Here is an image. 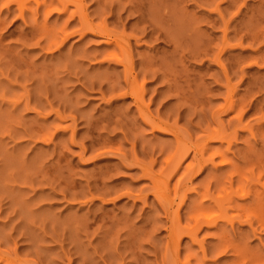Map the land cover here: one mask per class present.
<instances>
[{
	"label": "rangeland",
	"instance_id": "obj_1",
	"mask_svg": "<svg viewBox=\"0 0 264 264\" xmlns=\"http://www.w3.org/2000/svg\"><path fill=\"white\" fill-rule=\"evenodd\" d=\"M43 1L0 0V264H264V207L254 202L264 192V0H80L145 75L153 116L192 142L203 129L228 135L205 155L220 150L226 157L214 163H225L187 181L192 154L172 172L173 136L143 125L131 98L106 102L109 87L123 84L119 50L81 34L72 0L66 11ZM229 95L241 109L225 110ZM236 110H245L240 120ZM132 158L161 179L174 200L167 213ZM207 186L233 195L194 239L182 228L194 227ZM174 223L183 230L175 242Z\"/></svg>",
	"mask_w": 264,
	"mask_h": 264
},
{
	"label": "bare ground",
	"instance_id": "obj_2",
	"mask_svg": "<svg viewBox=\"0 0 264 264\" xmlns=\"http://www.w3.org/2000/svg\"><path fill=\"white\" fill-rule=\"evenodd\" d=\"M35 1V3H36V5L37 6H39V4H40V2H39V0H34ZM57 1V0H56ZM65 1V2H64ZM67 0H58V4L60 3L61 5H62V9L64 10V11H66L67 10V6L65 5V3L67 4V2L68 3H70V5H74L75 6V11L74 12H72L71 13V15H70V17L72 18V17H74V15L76 14L77 15V17H78V23H79V27L81 28V30H82V33L81 34H83L85 31L86 32H91V33H95V35H100V36H102V37H104L105 38V41L108 43V44H112V45H114V48L115 49H117V50H115V51H118L120 54H118V53H113V55L112 56H114L115 55V58L114 57H112L113 58V60L115 59V61L117 60L122 66H123V72H124V74H123V79H122V82H123V84H122V86L121 85H117V84H115V85H111L110 87H109V89H110V91H112L111 93H110V96H109V98H105L106 96V92H103L102 91V89H101V87H100V89H99V93H100V95H101V98L102 99H106V102H108L109 104H111L112 102H114V101H116V100H118V99H125V98H131L132 99V101H133V105L135 106V108H136V111H137V113H138V115H139V117H140V119H141V122H142V124L143 125H145V126H148L150 129H151V131L152 132H155V131H158V132H161V133H168V134H171L172 136H173V139H174V143H175V148H174V153L172 154V156H170L169 157V159L167 160V161H165V163L167 164H165V166H168V168H172L171 170H172V172H175V171H177V169L180 167V165H181V163H182V161L184 160V159H187L191 154V163H189L187 166H186V168H185V172H183L184 174H185V176L184 177H182L185 181H187V178H189L190 180L195 176V175H197V174H199L200 172H202L203 171V169L204 168H206V166H207V164L209 165H211L212 166V168L214 169V170H217L218 169V165H221V164H224L225 163V161L223 162V160H221V162H219L218 164H216V163H214V158L215 157H221L222 159H224L225 157H226V154H224L222 151H220V150H218V151H216V152H214V153H212V154H210L209 156H205L206 155V153H207V151L209 150V143H213V142H219L220 144H222L224 141H226L228 144L230 143L229 142V139H228V135L223 131V130H221V129H217V130H209V129H203V130H201L202 132H204V134H202V136L200 137V138H198V140L197 141H195V142H192L191 141V139H190V137H188V139H187V136L185 137V135L177 128V126L176 125H169L168 124V122L166 121V122H164V120H162L161 121V119H159L158 117H159V115L157 116V117H155L156 115L154 114V116H153V112L151 113V111H149L148 110V105H146V103H144V95H145V81H147V80H145V75L143 76V78H140V79H138V73L136 74L135 73V71H134V66H133V62L131 61V58H130V55H129V53L127 52L128 50L127 49H125V47L122 45V41H121V39L119 38V37H116V35H114L112 32H110L109 30H107L106 28L107 27H105V26H94L93 24H92V22L89 20V18H88V16H87V14L84 12V10H83V8H82V5H81V3H80V0H72L71 2H72V4H71V2L70 1H67ZM43 2H46L45 0L43 1ZM63 4H62V3ZM42 3V2H41ZM54 3V2H53ZM52 3V0L50 1V4L52 5V6H54V5H56L55 3L53 4ZM57 4V5H58ZM59 4V5H60ZM56 5V6H57ZM20 9H22V7L20 8ZM53 9L54 10H58L59 8L58 7H53ZM46 11H47V9H46ZM8 12V11H7ZM50 12V11H49ZM19 18H21V19H24V13H23V11L21 10L20 11V15H19ZM73 19V18H72ZM80 30V31H81ZM69 37V35H65L64 36V38L63 39H61V41H60V44L59 45H57L56 46V49H59V47L61 46V44L65 41V39H67ZM114 37V38H113ZM226 43V39L224 38V40H223V44H225ZM49 46H53V45H55L56 43H55V40H52V41H50L49 43ZM37 45H39V42L37 43ZM113 51V50H112ZM111 54V53H110ZM119 55L120 56H122L120 59L119 58H117L116 59V57L118 56L119 57ZM109 56H111V55H108V58L110 59V57ZM262 57H264V55H262ZM218 58V57H217ZM112 60V59H111ZM147 79V78H146ZM140 80V81H139ZM227 80V79H226ZM119 87H121V88H119ZM116 88H119V90H117V91H115L116 90ZM109 89H108V91H109ZM168 89H169V87L167 88V91H168ZM227 89V88H226ZM230 89H231V86H230ZM174 90V89H173ZM170 91V90H169ZM231 91V90H230ZM231 94V93H230ZM175 96V95H174ZM227 96H228V93H227ZM233 98H232V96H230L229 95V97L227 98V100H226V102H225V106H224V108H225V110H233V111H235V109H238L239 107V105H242L243 104V101L241 102V100H240V102H241V104H239L240 102H234L233 100H232ZM245 102V101H244ZM239 109H241V106H240V108ZM237 111V110H236ZM241 111H245V110H241ZM240 110H239V112L237 113V115H238V119L239 118H241L242 116L241 115H243V113L241 112ZM158 112V111H157ZM156 114H158V113H156ZM262 116H264V114H262ZM261 116V117H262ZM260 117V120L261 119H264V117H262L261 118ZM177 120V119H176ZM240 120V119H239ZM257 120V119H256ZM258 122H259V119L257 120ZM256 121V122H257ZM262 122H264V120H261ZM257 122V124H259ZM261 122V123H262ZM175 123V122H174ZM260 123V125H262ZM237 127V126H236ZM121 160H123V161H126V157H124V156H122L121 157ZM153 161V160H152ZM154 162H155V160H154ZM132 164H134V165H138V166H140L141 168H142V170H143V172L145 173V174H148V176L151 178V181H152V183H153V186H154V193H156V194H158L157 196H159V193L163 196V194H162V188L161 187H163V186H159V185H161V183H160V180L161 179H158L157 177H155V176H152L151 175V172H150V169L149 168H147L145 165H143V164H141L142 162H139V161H137L136 160V158H132V162H131ZM229 164V163H228ZM150 165V164H149ZM229 166H230V164H229ZM165 168H167V167H165ZM167 168V169H168ZM196 169V170H195ZM170 170V169H169ZM171 172V173H172ZM182 173V174H183ZM251 173V172H250ZM174 174V173H173ZM169 176V175H168ZM167 176V177H168ZM166 177V178H167ZM170 177H171V175H170ZM165 178V177H164ZM253 178V177H252ZM169 179V178H168ZM178 185H181L180 183H181V178L179 179L178 178ZM189 180V181H190ZM233 179H231V181H232ZM163 181V180H162ZM169 181V180H168ZM240 181V180H239ZM164 182V181H163ZM230 182V181H229ZM228 182V183H229ZM241 182V181H240ZM239 182V183H240ZM231 183H233V182H230L229 183V185H232ZM234 184V183H233ZM185 186V185H184ZM166 187V186H165ZM178 187V186H177ZM211 187H209V186H207L206 188H205V191L201 194V198L204 200V201H209V203L208 204H205L204 203V201L203 200H201L202 201V203H201V201H200V204H199V206L198 207H195V208H191V210H193V213L191 214L192 216L194 215V218H192L193 220H194V227H192L191 229H189L188 230V227H184V228H182V229H185V232H183L182 234H184V233H186V235L187 236H189V237H191V238H194L195 236H193V232H194V234H196V230H197V228L195 229V231H194V228L196 227V226H199V225H204V226H213V225H215L216 223L214 222L215 221V219H217V218H220V217H224L223 215L224 214H219V215H214L215 213H212L213 211H214V208H216V209H218V210H216V211H220L219 213H221V210L223 211V209H225V206H224V204L225 203H227V201H229L230 200V197H231V195H233L232 193H233V188H231V186L229 187L230 188V192H225V190L223 191L224 192V195L222 196V195H220V192L218 191V193L217 194H215V193H213V192H211L210 189ZM238 188V187H237ZM237 188H236V191H237ZM165 189V188H164ZM178 189V188H177ZM176 189V190H177ZM193 189V191L192 192H194V191H196V188H192ZM240 188H238V190H239ZM155 190H156V192H155ZM217 190V189H216ZM235 191V189H234V193L236 192ZM241 191H244V190H241ZM246 191H247V189H246ZM249 191V190H248ZM248 191L247 192H245V193H243V197H245L246 196V194L248 193ZM165 192V191H164ZM238 192H240V191H237L236 193L238 194ZM234 194V195H237V194ZM155 194V195H156ZM160 195V196H161ZM242 196V194L239 196V197H241ZM248 196V195H247ZM246 196V197H247ZM255 196V195H254ZM199 197V196H198ZM262 197H264V192H262V193H259V194H256V196H255V198H254V202H256V204L257 205H260L259 206V208H261V206L262 207H264V205H262L260 202H261V199H262ZM185 198V197H184ZM163 199H165V204L163 205V206H165L166 204V206L165 207H167V209H165L166 210V213H167V211H169V208H171L172 207V202L174 201H172V200H170V199H166V197L165 196H163ZM253 199V198H252ZM183 200V199H182ZM182 200H181V202H182ZM184 202V201H183ZM199 202V201H198ZM253 202V203H254ZM252 203V204H253ZM181 205V204H180ZM257 205H253L254 206V210L257 208ZM193 206H195V205H193ZM255 206H256V208H255ZM224 207V208H223ZM259 208H257V209H259ZM261 209H264V208H261ZM190 211V210H189ZM226 211L224 210V212H222V213H225ZM258 212V211H257ZM262 212H264V211H262ZM261 212V213H262ZM169 213V212H168ZM260 213V212H259ZM178 214V213H177ZM172 215H174V213L172 214ZM225 215H227V214H225ZM260 215V214H259ZM175 217H176V215H174ZM191 216V217H192ZM255 216V215H254ZM179 217V214L177 215V218L176 219H179L178 218ZM260 219H261V226H262V230H264V213H262V215H261V217H260ZM192 220V221H193ZM257 220V219H256ZM172 223V222H171ZM251 223H252V220H251ZM259 223V224H260ZM173 225V224H172ZM216 226V225H215ZM169 227H171L170 228V230H169V235H170V237H171V239H173L174 240V242H175V238H176V236L177 235H179V234H177L176 235V232H178L179 231V229H181V228H179L180 226H177V224H175L174 223V226L172 227V226H169ZM251 228H253V227H251ZM180 230V231H183V230ZM187 229V230H186ZM254 229V228H253ZM253 232V231H252ZM254 233V232H253ZM176 235V236H175ZM185 235V234H184ZM179 236H177V238H178ZM195 239V238H194ZM193 239V240H194ZM172 240V241H173ZM195 241V240H194ZM177 242V241H176ZM223 249V248H222ZM227 249H229V247L227 248ZM234 249V248H233ZM230 250V249H229ZM235 251V250H234ZM220 253H224V252H226V248L225 249H223V250H221V251H219ZM218 252V253H219ZM219 253V254H220ZM238 256V255H237ZM2 258V257H1ZM0 258V259H1ZM238 258L239 257H237V260H238ZM237 260L235 259L234 261L238 264V262H237ZM7 261V260H6ZM261 262H264V260H261ZM5 263H7V264H17L16 262L14 263V261H12V260H10L9 259V261H7V262H5ZM172 264H179L178 262H175V263H172ZM235 264V263H234ZM240 264H246V263H240ZM249 264H257V261H252L251 263H249Z\"/></svg>",
	"mask_w": 264,
	"mask_h": 264
}]
</instances>
